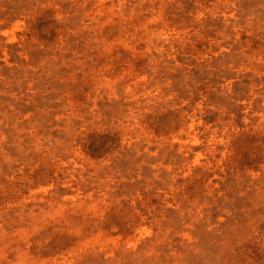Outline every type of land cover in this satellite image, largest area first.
Returning a JSON list of instances; mask_svg holds the SVG:
<instances>
[{"label":"rangeland","instance_id":"1","mask_svg":"<svg viewBox=\"0 0 264 264\" xmlns=\"http://www.w3.org/2000/svg\"><path fill=\"white\" fill-rule=\"evenodd\" d=\"M0 264H264V0H0Z\"/></svg>","mask_w":264,"mask_h":264}]
</instances>
